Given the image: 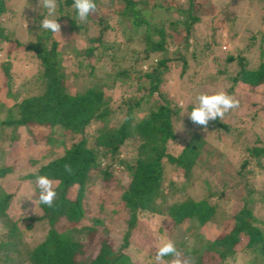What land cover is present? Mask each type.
I'll use <instances>...</instances> for the list:
<instances>
[{
  "label": "trees",
  "instance_id": "1",
  "mask_svg": "<svg viewBox=\"0 0 264 264\" xmlns=\"http://www.w3.org/2000/svg\"><path fill=\"white\" fill-rule=\"evenodd\" d=\"M17 1L0 0V45L13 42L17 52L28 54L29 62L36 64L37 73L34 74L35 84L29 82L31 76L20 73L24 60L17 59L15 66L16 56L9 51L6 59L0 62V88L5 89L6 98L13 100L11 105L0 100V142L5 138L15 140L14 131L20 127L30 134L40 129L45 132L40 136L46 145L40 157L47 160L18 177L27 182V187L18 183L8 188L4 186L3 178L14 167L12 162L6 161V149H0V264H133L123 248H128L133 241L132 228L136 224L137 213L161 220L164 227L161 226L159 232L166 230L168 234L180 228L189 233L188 221L197 223L199 227L218 223L225 228L231 221V227L213 239H203L201 234L194 236V240L201 244L199 247L186 248V238L175 240L174 244L182 252V258L190 256L192 264H233L239 254L237 248L244 241L241 250L249 249L254 255L251 264H255L258 258L264 264V215H261L264 212V138L262 140L257 133L252 143L242 147L241 161L236 167L238 186L243 190L239 198L241 206L227 215V210L221 208L225 206L222 204L225 193L216 194L211 189L209 178L200 180L201 173L196 169L210 173L208 166L216 163L224 174H229V162L224 154L215 153V147H209L211 143L200 131L190 127L187 131L190 134H183L179 124H184L185 120L180 115V107L177 102L170 103L162 88L174 76L173 71L178 70L181 78L188 68L182 50L188 51L194 46L189 40L192 26L202 18L199 12L202 2L187 0L184 6L179 2L172 4L170 0H105L104 6L113 12L95 18L90 14L86 21H81L74 8V0H57L56 11L50 18L58 19L68 32L82 31L85 35L90 19L97 27L94 34L83 38L85 46H81L79 56L84 60L94 57L97 61L107 58L114 67L111 69L116 70L113 74L105 73L111 83L102 84L94 72V64L87 60L88 75L95 78V82L85 86L83 92L75 93L67 86L61 42L54 33L41 28L40 22L48 17L47 9L24 18L26 42L7 29V14L16 11L13 4L17 6ZM29 1L33 3L35 0ZM249 1L255 2L261 12L258 19L262 28L258 34L261 50L257 63L251 65L246 55H228L224 68L216 71V79L211 77V80L219 81L218 78L226 76L223 78L231 84L228 94L234 98L237 85L244 84L252 90L264 87V0ZM95 3L100 8V0H95ZM158 6L168 11L173 9L179 16L184 15L182 24L172 18L153 22L148 9ZM222 15L224 22H229V16L226 13ZM120 19L129 20L144 29L141 35L126 38L142 45L141 50L124 47L125 51L130 50L134 54L131 68L121 67L125 57L119 55L123 46L119 44L115 30L121 24ZM125 29L126 26L123 31ZM256 35L250 32L248 37L252 40ZM206 46L209 55L211 47L209 44ZM127 81L139 91L144 89L145 94L141 97L132 95L122 101L124 110L115 121L109 120L113 111L106 89L120 88ZM154 95L158 96L156 105L149 100ZM146 110V115L137 117V113ZM95 121H99L101 126L91 134L89 127ZM211 122L216 126L214 137L218 142H232L238 133H242L239 126H232L226 120ZM131 151L134 152L131 154ZM38 159L33 158L32 162H38ZM251 163L262 171L261 192L255 189L258 172ZM66 165L71 166V172L65 170ZM116 166L131 173L118 198L129 212L121 248L114 249L106 236L98 239L99 252L87 256L83 239L90 240L97 229L107 233L110 228L98 216H87L85 196L91 184L101 186L104 181L115 178ZM182 169L185 171L184 180L178 184L172 175ZM217 175L216 168L213 179ZM39 176H47L54 183L58 195L52 207L38 199ZM199 182H202L205 194L195 200L192 196L199 191ZM192 184L196 186V190L192 189V196L184 194L182 200L177 198ZM74 187L76 190L71 199L68 194ZM102 203H98L101 211L104 208ZM31 206L35 210L29 213ZM115 213L112 211L110 214ZM86 219L89 223H84ZM37 225L45 230L44 234L39 241L29 244L23 236L22 226L34 230ZM172 257L165 256L163 260L168 262Z\"/></svg>",
  "mask_w": 264,
  "mask_h": 264
},
{
  "label": "rangeland",
  "instance_id": "2",
  "mask_svg": "<svg viewBox=\"0 0 264 264\" xmlns=\"http://www.w3.org/2000/svg\"><path fill=\"white\" fill-rule=\"evenodd\" d=\"M170 1L172 4H177V2L184 6L187 4V0ZM198 1L202 2V10L199 11L200 14H202V18L198 23L192 26L189 40L194 46L188 51L182 50V55H184V58L188 61V68L181 78L178 77V70L173 71L174 76L170 77L162 88L166 92V98L170 103L177 102L178 107H180V115L185 120L184 124H179L180 128L183 127L180 129L183 130V134L188 136L190 132L187 131L190 127L198 132L200 131L203 134L202 136L211 143L212 146L209 145V147H215V153L224 154L226 160L229 162V174H224L221 170V166L216 163L208 166L210 173H207L204 169H196V171L201 173L200 180L209 178L211 189L214 192L216 191V194H220L221 192L225 193V200L224 203H222L225 204V206H221V208L223 211L227 210V215H230L236 212L241 206L239 198L243 195V190L238 186L240 183L236 171V167L241 161L242 147L247 143H252L254 136L257 133L261 135L262 140L264 138V87L252 90L250 87L241 84L237 85L235 88V99L239 101V107L227 112L223 119V121L226 120V122L230 123L232 126H239L242 130V133H238L236 139L232 142H218L214 137L216 134V126L214 123L210 122L208 129L204 130L191 121L190 112L198 103L196 98L200 94H212L219 91L228 94L231 84L226 78H223L226 76L218 78L219 81L215 80V76H218L217 72L224 68V60L228 55L236 57L238 54L246 55L250 60V64L253 66L256 65L258 59L257 56L261 50L259 47L258 36L259 31L262 29L258 23L261 12L257 4L255 2H250L249 0ZM17 2L18 8L13 4V8H15L16 11L7 14V20L9 21L6 20V16L3 17L2 20H5V22L7 21L5 25L9 31L12 30L15 33V36H17L22 42H26L27 34L24 18H30L36 15V13L43 10V7H38L39 0H35L33 3L29 0H19ZM105 4V0H100L101 6H99L100 8L97 6L96 11L91 13L93 16L92 18L113 12L112 9L108 10V8L104 6ZM148 10L149 14L153 16V22L155 23H159L166 18H172L178 19L182 24V20L185 18L184 15L179 16L178 12L173 9L168 11L160 6ZM222 13H226L229 16L230 23L226 21L224 22V16ZM87 22L89 27L85 35H83L82 31L75 33L68 32L67 27L62 23H60L61 33L54 34L55 38L61 42L62 45L61 50H63L64 65L68 76L67 86L70 91H75V93L83 92L85 86L95 82V78L88 75L89 66H87V60L89 63L94 64V72L97 74L96 76L102 84L107 82V85H109L111 83V81H107L105 73L109 72L113 74L116 71L112 70L114 67H112V64L107 58H102L97 61L94 57H89V59L84 60L79 56L81 53V46H85L83 38L94 34L97 30V27L91 19ZM120 22V26L114 28L115 30L117 29L119 44L123 46V50L119 55L125 57L121 67L131 68L134 54L132 51L130 52V50L125 51L124 47L127 46L129 48L132 47L141 50L142 45L136 41H128L126 38H135L138 34L141 35L144 29L140 26L136 27L129 20L120 19ZM63 26L65 29H63ZM125 26L126 29L123 31ZM250 32L256 33V38H253L252 40L249 39L248 36ZM212 38L215 40L214 43H212ZM207 44L211 47L209 55H207V51L209 52L208 47L206 46ZM0 46V62L6 59L8 51L12 56H16L14 58L15 66L17 59H23L24 62H21L22 68L20 69L22 72L20 73L26 76H31L29 82L31 81L35 84L34 82L36 78H34V74L37 73V67L36 64H32L33 62H29V55L17 52L14 49L13 42L3 43ZM262 61L264 62V57L262 58ZM29 65L30 68H28ZM145 66H142V70H145ZM213 76L215 79L211 80V77ZM1 79L2 71L0 68V80ZM106 90L111 97L110 106L113 111L109 120L113 121H115L117 115L124 110L123 107H121L123 104L122 101H126L128 97L132 95L141 97L145 94L144 89L139 91L135 85H129L128 81L120 88ZM4 91L5 89L0 88V100L8 105L13 104V100L5 97ZM157 99V95L149 97L150 103L154 105H156ZM181 104H183V108H181ZM146 114L147 110L139 114L137 113V117ZM100 126L101 124L99 121L93 122L89 127L90 133H96V130L100 128ZM14 133L17 136L15 140L11 141L10 139L5 138L4 141L0 142V149H6L4 152L6 161L12 162L14 167L13 171L3 178V184L8 188L17 185L18 183H22V187H27V182L22 181L18 177L28 171H33L39 163H43L47 160L46 158L42 159L40 157L43 150L46 148V145L43 142L44 140L41 139L40 134L45 132L38 129L34 134H30L27 129L20 127L15 130ZM234 144H236V146ZM133 152L134 151H131L130 153L132 154ZM33 158H39V161L33 163ZM251 165H253L252 168L258 172L255 177V180L257 181L255 189L261 192L260 184L262 182V171L253 163H251ZM216 168L218 169V175L213 179V173ZM115 170V178H112L109 181H104L101 186L97 185L98 187L91 184L89 186V191L85 196V201L88 206L87 216H98V218L104 220L110 228V231L107 233L102 229H97L92 234L90 240L86 238L83 239V244L85 246L84 252L87 256H94L96 252H99L100 245H98V239L106 236L114 249L117 250L121 248L122 235L127 229L126 222L129 218V212L124 209L123 204L118 201V198L122 193V190L127 186L129 174L131 173L129 170H126V168H118L117 166L115 167ZM184 174L185 171L182 169L178 173L175 172L172 175V178L179 184L183 182ZM192 185L186 188L185 193L178 194L177 198L182 200L185 197L184 194H190L192 196V189L194 190V187H196ZM199 188L200 189L196 195L192 196L195 200H198L201 195L203 196L205 194V191L203 192L202 190V182L200 183ZM75 190V187L70 190L68 194L69 198H73ZM100 201L104 202L101 204L104 206L102 211L98 205ZM30 209L29 213H32V211L35 210L33 206H31ZM11 211L13 212L12 214H14L13 208ZM112 211H116L117 213L110 214ZM261 215H264V212H261ZM84 223H89V219L84 220ZM162 224L161 220L159 221L155 218L151 219L148 214H136V224L132 228L134 235L133 241L128 248H123V251L130 256L133 264H155V256L158 248L168 241L174 242L175 240L177 241L186 238V248L199 247L201 244L194 240V236L201 234L203 239L210 240L231 227V221L228 223V228H225L218 223H207L206 225L199 227L197 223L188 221L186 225L191 229L189 233L185 231L184 228H180L169 233V235L164 229V231L159 232V228ZM22 229L23 236L29 244H34L39 241L45 231L38 225L34 227V230H27L23 226ZM244 244V241L240 242V245L237 248L239 254H237L236 260L233 264H251L254 255L249 249L242 252L241 249ZM181 253L182 252H180V254ZM186 258L190 259V256H187ZM172 259L173 257L168 262L162 259L159 264H170ZM255 264H262V262L258 258Z\"/></svg>",
  "mask_w": 264,
  "mask_h": 264
},
{
  "label": "clouds",
  "instance_id": "3",
  "mask_svg": "<svg viewBox=\"0 0 264 264\" xmlns=\"http://www.w3.org/2000/svg\"><path fill=\"white\" fill-rule=\"evenodd\" d=\"M39 6L48 10V17L40 22L41 28L49 30L54 34L61 33V24L58 22V19L50 18L56 11L57 0H39ZM74 8L77 11L78 18L81 21H86L88 16L96 11L97 5L95 0H74ZM196 99L198 103L192 108L190 119L194 124L204 130L208 129L211 121L217 119L223 120L227 112L239 107V101L223 91L212 94H200ZM180 106L183 108V104ZM65 170L71 172V166L66 165ZM37 186L39 188V201L42 204L52 207L58 195L53 181L47 176H39L37 178ZM165 256H173L170 264H192L190 259L181 257L180 252L172 241H168L158 248L155 256V264H159Z\"/></svg>",
  "mask_w": 264,
  "mask_h": 264
}]
</instances>
